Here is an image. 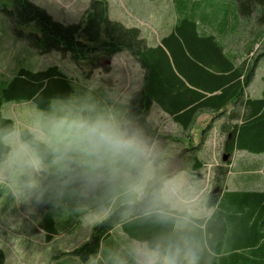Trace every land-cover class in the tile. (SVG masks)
I'll return each instance as SVG.
<instances>
[{
    "label": "rangeland",
    "instance_id": "374dc122",
    "mask_svg": "<svg viewBox=\"0 0 264 264\" xmlns=\"http://www.w3.org/2000/svg\"><path fill=\"white\" fill-rule=\"evenodd\" d=\"M32 1L64 25L78 22L89 4V0ZM106 2L107 16L136 26L149 44L159 41L160 36L172 28L175 14L171 0ZM230 4L217 5L224 10L227 8L230 16L229 25L223 28L220 39L228 52L248 58L250 64L256 61L254 76L246 92L251 96H262L264 23H260V18L264 9L256 5L248 15L237 10L236 20L231 21ZM4 6L7 10L0 8V83L11 79L19 68L38 71L56 65L71 78L74 89L70 98L52 99L46 111L38 109L31 100H9L2 105L3 116L14 122V130L3 138L10 150L0 162V249L4 264H141L144 254L152 249L130 238L118 226L101 241L98 252L88 259L82 260L69 253L87 240L92 227L108 215L107 205L89 208L92 187L102 186L108 180L119 181L123 189L136 198L143 194L149 182L162 180L163 201L176 209L187 208L196 217L208 216L210 194L219 191L215 184L216 167L226 158L223 153L225 135L220 130L225 116L201 112L198 118L201 127L191 128L188 136V132L154 107L149 124L156 126L157 133L163 137L146 139L138 132L130 133L125 113L131 94L142 85V72L136 59L121 51L94 65L90 57L73 58L58 51L40 53L14 31L16 28L26 33L33 30V24L15 23L9 15L12 6L9 3ZM219 16L218 12L214 20L216 32ZM89 111L112 122L126 138L134 141L135 148L116 155L101 152L100 167H95V158L80 151L72 153L71 163L61 159V142L51 134V123L65 116L83 118V113L87 119L86 112ZM24 128L52 148L51 161H43L20 140L19 132ZM203 130H206L204 144L198 152L203 165L198 171L191 172L190 166L185 165V152L192 145L200 144ZM231 158L225 188L264 189V153L254 155L235 151ZM255 163L262 174L254 180L247 179L246 167ZM45 210H49L55 220L56 234L50 240L45 238L40 225ZM128 240L143 249L127 246L133 250L135 261L124 258L121 245L125 247Z\"/></svg>",
    "mask_w": 264,
    "mask_h": 264
},
{
    "label": "trees",
    "instance_id": "16d2710c",
    "mask_svg": "<svg viewBox=\"0 0 264 264\" xmlns=\"http://www.w3.org/2000/svg\"><path fill=\"white\" fill-rule=\"evenodd\" d=\"M171 1L180 13L177 21L159 44L149 46L137 27L108 18L106 0H89L79 21L67 25L55 21L31 0H0V8L7 10L4 6L7 3L12 6L9 15L15 23L33 24V30L26 33L16 28L14 31L40 53L58 51L73 58L90 57L94 65L121 51L136 59L145 70V81L141 90L133 93L124 112L130 133L138 132L146 139L163 137L147 121L152 102L171 114L188 136L194 115L201 109L217 111L226 118L220 128L225 135L226 158L216 167L215 184L219 191L210 194L213 209L208 216L195 217L188 211L169 207L162 199V180L149 182L139 198L127 193L119 181L108 180L102 186L92 187L89 198V208L107 205L108 215L92 227L87 240L69 253L88 259L98 252L101 241L111 230L120 226L130 238L152 250L177 244L194 248L198 264H264V191L224 187L234 151L264 152V94L248 97L244 93L253 79L256 61L250 64L245 58L236 64L234 56L224 51L215 36L198 32L196 18L202 24L215 22L202 13L195 15L203 7L200 0ZM229 1L224 3H231V21L235 10L248 15L256 5L264 9V0ZM210 5L209 13H222L218 25L223 27L230 17L227 8L215 10ZM260 21L264 23V15ZM73 92L71 78L56 65L38 71L19 68L11 79L0 83V162L10 150L3 138L14 130L13 120L2 114L4 102L31 100L38 109L46 111L52 99H67ZM229 105L234 108L228 112ZM86 115L87 119L98 118L93 111ZM203 131L201 143L206 130ZM19 137L39 158L51 161L52 148L29 129H21ZM201 143L185 152L184 162L191 164L193 171L202 167L196 156ZM161 215L166 219L161 220ZM40 221L45 238L50 240L56 234L51 212L43 211ZM0 264H4L1 249Z\"/></svg>",
    "mask_w": 264,
    "mask_h": 264
},
{
    "label": "clouds",
    "instance_id": "9594fccd",
    "mask_svg": "<svg viewBox=\"0 0 264 264\" xmlns=\"http://www.w3.org/2000/svg\"><path fill=\"white\" fill-rule=\"evenodd\" d=\"M50 132L60 140V158L68 163L72 162V153L80 151L95 158V167H100L101 152L116 155L135 148L134 141L126 138L104 117H60L51 123ZM164 219L166 218L161 215V220ZM198 259L194 248L177 244L163 249L157 247L145 253L141 264H198Z\"/></svg>",
    "mask_w": 264,
    "mask_h": 264
},
{
    "label": "crops",
    "instance_id": "0c3cea01",
    "mask_svg": "<svg viewBox=\"0 0 264 264\" xmlns=\"http://www.w3.org/2000/svg\"><path fill=\"white\" fill-rule=\"evenodd\" d=\"M32 1V0H31ZM35 3V2H34ZM218 3H220V4H218ZM221 3L222 4H224V2H201V5L203 6L202 7V9H199V10H196L195 11V15L197 16V15H199V14H204L205 16H210V18H213L214 20H215V16H216V14H218V12H216V13H209V11H208V5L209 4H211L210 6H213V7H215V10H217L218 9V7H217V5L219 6V5H221ZM40 6V5H39ZM172 6H173V13L175 14V17H174V21H173V25L175 24V22L177 21V18H178V14H180L179 13V11L177 10V8H176V6H175V4H174V2H172ZM208 6V7H207ZM237 10H235V12H236ZM219 13H220V20H219V22H221V20H222V13L219 11ZM215 14V15H214ZM108 18L109 19H113V18H111V17H109L108 16ZM196 18V17H195ZM236 18H237V12L235 13V17H234V20H236ZM213 19H212V21H213ZM113 20H117V19H113ZM211 20V19H210ZM119 21V20H118ZM229 21V20H228ZM219 22L217 23V24H219ZM230 22V21H229ZM229 22H227V24L225 23V25L223 26V27H221V28H217V32H216V28H215V24H214V22L212 23V24H206V23H204L203 22V24L198 20V18H196V24H197V30H198V32H200V33H205V34H212L213 36H215V38L222 44V41H221V39H220V37H221V33L223 32V28L225 27V26H228L229 25ZM173 25H172V27H173ZM126 26H128V25H126ZM129 26H131V25H129ZM136 27V26H135ZM213 27V28H212ZM218 27H219V25H218ZM215 28V29H214ZM213 29H214V31H213ZM171 30V29H170ZM169 32V31H168ZM220 32V34H218ZM167 34V33H166ZM166 34H164V35H161L160 36V39L163 37V36H165ZM160 39H159V41H157V42H155V43H151V44H149V43H147V45H149V46H155V45H157V44H159L160 43ZM222 46H223V48H224V51L226 52V53H228L229 55H231V56H234V62L236 63V64H239V63H241L245 58L243 57V56H239V55H235L234 53H231V52H228L226 49H225V47H224V45L222 44ZM248 51V49L245 51V52H247ZM139 64V63H138ZM139 66H140V68H141V72H142V85L139 87V88H137L136 90H134V92L133 93H135V92H137V91H139V90H141V88L143 87V84H144V81H145V70L141 67V65L139 64ZM252 82V81H251ZM251 84V83H250ZM249 84V85H250ZM248 85V86H249ZM248 86L244 89V93H245V95L246 96H248V97H255V96H251V95H248V93L246 92V90H247V88H248ZM133 93L131 94V96L133 95ZM257 97H260V96H257ZM131 99V98H130ZM157 108L158 110H159V113H161V114H163V115H165V116H167V118L173 123V124H175L177 127H179V128H181L182 129V126H181V124L179 123V122H177L174 118H173V116L171 115V114H169V113H167V112H165L157 103H155V102H152L151 104H150V106H149V111H148V116H147V121L150 123V121L148 120L149 119V117L151 116V110H152V108ZM232 108H234V105H229L228 106V112L232 109ZM201 112H211L212 114L211 115H216V114H218L217 113V111H214V110H211V109H201V110H199L198 112H196L195 113V115H194V121L192 122V124L190 125V127H189V129H188V131L192 128V129H194V128H199V127H201V125L199 126L198 125V122H199V120H198V118H199V115L201 114ZM211 118H212V116H211ZM196 120H198L197 121V123L195 124V121ZM151 124V123H150ZM152 127H154V128H156V126H152ZM183 130V129H182ZM186 132H187V130H185ZM193 132V130L190 132V133H192ZM196 133H198V132H196ZM204 133V132H203ZM202 136H203V134H202ZM201 143V142H200ZM203 144H204V139H203V142L201 143V145H199L198 146V149H197V152H196V156H197V159L198 160H200L201 162H202V165H203V161L201 160V158L199 157V155H198V152L201 150V147L203 146ZM188 149H186V151H187ZM235 152V151H234ZM234 152H233V154H234ZM264 152H262V153H258V154H254V153H251V154H254V155H262ZM186 154V153H185ZM231 161H232V158H231ZM185 165H188V166H190L191 167V164H188V163H185ZM258 166V167H257ZM192 170V169H191ZM199 170V169H198ZM198 170H195V171H198ZM191 172H194L193 170L191 171ZM246 173L248 174V178L247 179H250V180H254L253 178H255L256 176H258V175H260V174H262V172H261V170H260V168H259V165L258 164H249L247 167H246ZM248 190H252V191H264V189H253V188H251V189H248ZM173 191H174V189H173ZM174 192H176V191H174ZM173 192V193H174ZM169 205V207H171V208H173V209H176L177 207L176 206H173L172 207V205H170V204H168ZM212 209H213V207H211V210L209 211V213H208V215L211 213V211H212ZM177 210H179V211H188L189 213H190V211L189 210H187V208L185 209V208H179V209H177ZM193 215V214H192ZM194 216V215H193ZM196 217V216H195ZM117 227V226H116ZM116 227H114L113 229H115ZM119 228H120V226H118ZM121 229V228H120ZM113 230H111V232H112ZM110 232V233H111ZM129 241V242H128ZM127 242V245L124 247L123 245H121L122 246V248L121 249H123V251L125 252V254H124V258L126 259V260H128V261H131V260H133V261H135L136 259L133 257V254L132 253H134L133 252V250H129L128 248H127V246L128 245H130V246H132V248L133 249H135V246H137L136 244H134V242L133 241H131V240H128ZM136 241V240H135ZM141 243H143V242H141ZM145 244V243H144ZM146 245V244H145ZM138 247V246H137ZM139 248V250L141 249L140 247H138ZM142 251H143V249H141ZM131 255V256H130ZM128 257H129V259H128ZM133 259H132V258Z\"/></svg>",
    "mask_w": 264,
    "mask_h": 264
}]
</instances>
